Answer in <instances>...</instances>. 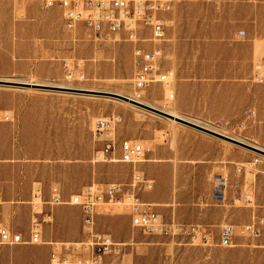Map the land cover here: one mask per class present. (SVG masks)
<instances>
[{"label": "rangeland", "instance_id": "rangeland-1", "mask_svg": "<svg viewBox=\"0 0 264 264\" xmlns=\"http://www.w3.org/2000/svg\"><path fill=\"white\" fill-rule=\"evenodd\" d=\"M165 16L170 41L164 45V61L167 67L165 69L174 72L173 85H150L144 90L142 100L169 114L176 111L188 121L200 120L197 124L264 149V128L255 127L256 122L248 125L245 121L257 117L254 111L248 110L246 113L243 108L241 114L237 106L231 121L224 122L209 113V110L213 111V107L209 108L206 103L212 97L213 88H209L208 80H203L207 88L201 92L197 90V86L192 87L197 73L207 77L223 74L224 70H228L232 75H241L242 83L249 86L246 92L248 95L244 91L241 93L239 89L231 90L232 100L239 104L243 98L250 97V85L264 84V0H173ZM89 40L96 43L98 55L95 61L78 59L80 63L86 64V71L77 70L73 61H69L71 64L64 63V72L57 80L6 76L0 72V81L22 83L0 84V109L9 110L15 115L13 123L0 124V191L3 203L5 179L14 183L13 189L16 188L15 181L25 179L16 177L18 172L21 175L26 173L32 181H41L42 184L36 185L35 189H42L44 198L51 200L52 191L56 188L64 196L71 197L91 185L130 183L135 172L142 171L145 176L156 181L155 188L159 181L161 189H212L211 207L217 209V216L222 217L223 225L242 226L258 217L264 218L263 155L117 98L30 85L134 96V82L138 73L133 59L134 45L113 38L92 36ZM66 63L69 69L66 68ZM193 91L196 93L195 101L192 98ZM215 95H219L217 88ZM198 97L204 100L202 105ZM112 115L123 118L118 130L119 136L142 144L147 151V161L133 165L99 158L103 145L93 138L94 124L97 120ZM199 137L216 143L219 156L211 163L213 168L210 175L198 177V168H194L192 173L193 171L183 167L203 163L159 162L160 153L175 155L187 151L189 146L201 143ZM183 139L185 143H189L184 145ZM5 151L10 153V157L4 158ZM255 158L261 159L259 165L252 170L247 168L238 172V168L247 166ZM153 164H169L171 167L160 171H146V167ZM222 171L227 174L228 184L225 198L219 199L216 189H219ZM7 175L11 177H6ZM174 201L176 203V196ZM12 202L14 203L6 205L22 208L30 205L23 201ZM60 206L71 205L46 208L53 214V210ZM125 215L127 214L98 216L96 227L101 232L111 234L108 220ZM54 223L53 215L52 222L45 229ZM219 229L216 226L208 228L215 243L219 238ZM163 238L170 242L168 248L171 250L200 248L225 252L219 258L204 259L205 262L264 264V230L260 238L240 239L239 246L233 248L190 245L187 244L188 240Z\"/></svg>", "mask_w": 264, "mask_h": 264}, {"label": "crops", "instance_id": "crops-1", "mask_svg": "<svg viewBox=\"0 0 264 264\" xmlns=\"http://www.w3.org/2000/svg\"><path fill=\"white\" fill-rule=\"evenodd\" d=\"M162 17L167 26L166 43H168L170 41L169 26L165 12ZM92 36L93 34L85 27H79L75 31L67 30L64 11L60 7L45 9L41 0H0V72L6 76H34L42 81L57 80L64 72V63L71 64L72 61L77 70H85L86 64L80 63L78 59L95 61L98 55L96 43L89 40ZM163 47L166 55L165 46ZM163 64L167 68L165 61ZM204 76L201 73L195 74L192 87L197 86V90L201 92L207 88L203 80H208L209 88H213L212 97L206 103L209 108L213 107V111L209 110L210 114L213 113L215 117L228 122L232 119V113L236 112L234 109L239 106V113L243 114L242 110L245 108L246 113L250 110L257 115L249 121L245 120L248 125L256 122L255 127L264 128V84L250 85L252 89L250 97L243 98L237 104L232 100L231 90L239 89L241 93L244 91L245 95H248L246 92L249 88L247 84L242 83L241 75H232L228 70H224L223 74ZM232 81L236 83L233 84ZM216 88L218 96L215 95ZM195 95L193 91L194 101ZM198 98L202 105L204 100L202 97ZM199 139L201 143L189 146L187 151L175 155L160 153L159 162L203 163L183 167L191 171L198 168V177L210 175L213 168L211 163L219 156L215 148L216 143L200 137ZM185 142L183 139L184 145L189 143V141ZM9 154L5 151L4 158L10 157ZM169 167H171L169 164H153L148 165L146 171L149 169L160 171ZM141 173L145 175L144 172L141 171ZM11 175L6 177L10 178ZM28 176L26 173L21 175L18 172L16 177L25 179L15 181V189H13L14 183L5 179V202L0 206L2 221L15 231L24 233L25 237H28L30 229L31 205L22 208L6 204L14 203L13 200L17 203L23 201L30 204L37 192L43 194L42 189H35L36 185L42 184L41 181H32ZM149 179L156 184L154 179ZM161 185L158 181L156 188L142 192L141 197L144 201L157 206V211L166 223L176 222L188 226H200L207 231L209 227L216 226L220 227L218 235L220 234L224 221L222 217L217 216V209L211 207L213 206L212 189H161ZM203 191L204 195H202ZM62 196L64 199L72 197L63 194ZM53 215L55 223L44 230L45 241L77 242L84 238L82 211L79 207H56ZM108 223L115 240L132 244L127 248V257L132 264H214L215 262L203 260L225 255V252L213 249L171 250L168 248L170 242L163 237L147 236L136 230L128 214L122 218H110ZM178 240L187 239L178 238ZM50 254L49 245L3 246L0 248V264H50Z\"/></svg>", "mask_w": 264, "mask_h": 264}, {"label": "built area", "instance_id": "built-area-1", "mask_svg": "<svg viewBox=\"0 0 264 264\" xmlns=\"http://www.w3.org/2000/svg\"><path fill=\"white\" fill-rule=\"evenodd\" d=\"M45 9L60 7L64 11L65 27L75 31L85 27L96 38L117 39L134 45L133 59L138 69L134 82V100L143 98V92L153 84L167 87L173 85L174 72L165 69L164 44L168 40L167 26L162 14L171 2L168 0H41ZM69 69L68 63L65 64ZM71 77V73H69ZM83 79V76H81ZM173 98V95H171ZM137 101V100H136ZM15 115L0 109V124H10ZM123 123L120 115H112L96 121L93 138L102 143L99 157L105 161L136 165L147 161L142 144L122 139L118 130ZM261 163L260 158L238 168L241 173ZM228 177L222 171L216 196L224 199ZM154 182L135 172L130 183H114L105 186L91 185L81 193L64 199L59 189H53L51 200L42 192L34 195L30 203L32 216L28 237L7 226L0 218V246L49 245L50 264H132L127 248L132 244L120 242L96 227V218L101 215L125 213L131 217L133 227L147 236L168 237L172 240L185 238L190 245L239 246L240 239H258L264 230V218L258 217L249 224L237 226L225 224L221 227L217 243L210 232L200 226L166 223L157 211V206L142 199L141 193L151 191ZM3 195L0 191V205ZM71 205L82 211L84 238L77 242L45 241V226L52 222L53 214L47 206ZM110 259V260H108Z\"/></svg>", "mask_w": 264, "mask_h": 264}, {"label": "water", "instance_id": "water-1", "mask_svg": "<svg viewBox=\"0 0 264 264\" xmlns=\"http://www.w3.org/2000/svg\"><path fill=\"white\" fill-rule=\"evenodd\" d=\"M0 84H22V83H14V82H11V81H0ZM27 86H30V85H27ZM35 87L58 89V90L67 91V92L95 93V94H100V95L107 96V97L117 98V99L123 100L125 102H130L131 104H133V105H135L137 107L146 109L148 111H151V112H153L155 114H158V115H161L163 117L169 118L171 120H175V121L180 122L182 124H185V125H187V126H189L191 128L199 130V131H201L203 133H206L208 135L223 139L225 141H228L230 143H233L235 145H238L240 147H243L245 149H248L250 151H253L255 153H258V154H261V155L264 156V149H262V148H260V147H258L256 145H253V144L241 141L239 139L224 135L222 133H219V132H216V131H214L212 129H209V128L205 127V126L197 124L195 122L188 121V120H186L184 118L175 117L174 115H171V114H169L167 112H164V111H162V110H160L158 108H155V107L143 104L141 102H138V101H136L134 99H131L128 96H124V95L117 94V93H112V92L88 91V90H83V89H75V88H68V87H56V86H50V85H35Z\"/></svg>", "mask_w": 264, "mask_h": 264}, {"label": "bare ground", "instance_id": "bare-ground-1", "mask_svg": "<svg viewBox=\"0 0 264 264\" xmlns=\"http://www.w3.org/2000/svg\"><path fill=\"white\" fill-rule=\"evenodd\" d=\"M30 85H37V84H31L30 83ZM129 98H131V99H133V97L135 98V96H128ZM173 98H174V96H173ZM136 100L138 101V102H141V103H143V104H146V105H149V106H151L149 103H147V102H145V101H143L142 100V98H139V99H137L136 98ZM128 104H131L130 102H127ZM133 105V104H132ZM135 106V105H134ZM153 107V106H152ZM171 115H174L175 117H180L181 118V116L176 112V111H172L171 113H170ZM173 122H176L175 120H172ZM196 123H199V121H197V120H194ZM261 155V154H260ZM99 158H101V157H99Z\"/></svg>", "mask_w": 264, "mask_h": 264}]
</instances>
